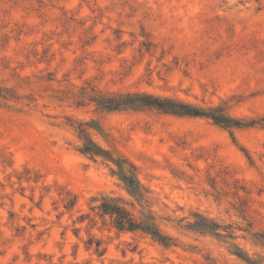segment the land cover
Returning a JSON list of instances; mask_svg holds the SVG:
<instances>
[{
  "label": "rangeland",
  "instance_id": "obj_1",
  "mask_svg": "<svg viewBox=\"0 0 264 264\" xmlns=\"http://www.w3.org/2000/svg\"><path fill=\"white\" fill-rule=\"evenodd\" d=\"M0 264H264V0H0Z\"/></svg>",
  "mask_w": 264,
  "mask_h": 264
},
{
  "label": "trees",
  "instance_id": "obj_2",
  "mask_svg": "<svg viewBox=\"0 0 264 264\" xmlns=\"http://www.w3.org/2000/svg\"><path fill=\"white\" fill-rule=\"evenodd\" d=\"M99 104L108 108H119L122 105L126 106H139V105H155L160 108L168 109L174 112L189 113V114H205L199 109H194L187 104L177 103L175 101H164L159 97H151L142 94L127 95V96H114V97H101L98 100ZM215 120L219 123H227L228 119L221 116H214ZM86 152H93L99 154L100 150L94 143L89 144L87 142L84 146ZM119 167V174L122 180L125 182L129 191L137 196L143 197L142 186L135 175L136 168L134 165L129 164L127 161H116ZM102 212L104 214L112 216L115 225L120 229L128 230H142L148 234H151L154 238L159 240L165 245H170L172 238L165 235L158 227L152 216H146L144 219L139 220L130 211H128L123 205L118 203L116 199H104L101 205Z\"/></svg>",
  "mask_w": 264,
  "mask_h": 264
}]
</instances>
